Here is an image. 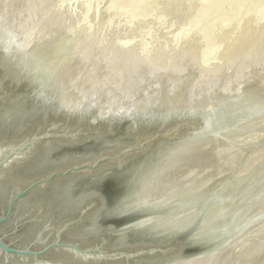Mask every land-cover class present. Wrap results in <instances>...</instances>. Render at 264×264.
<instances>
[{
  "label": "water",
  "instance_id": "1",
  "mask_svg": "<svg viewBox=\"0 0 264 264\" xmlns=\"http://www.w3.org/2000/svg\"><path fill=\"white\" fill-rule=\"evenodd\" d=\"M16 29L12 37L0 28L4 264L219 263L238 242L236 219L215 227L206 219L212 201L190 215L186 203L159 192L177 185L171 175L192 140L203 146L205 137L234 125L246 106L225 113L229 95L210 105L205 92L227 87L202 88L191 78L184 79L188 83L180 93L160 91L178 78L130 101L93 88L85 89L92 94L82 99V91L55 80L60 72L49 77L31 60L25 40L39 34ZM101 102L107 110L99 109ZM263 151L264 145L258 152ZM12 177L16 180L7 186ZM55 189L64 204L67 195L73 201L69 211L50 209L22 243L27 227L42 219L39 212L30 213V205L38 197L48 206ZM25 202L30 208L19 214ZM182 214L191 217L181 220Z\"/></svg>",
  "mask_w": 264,
  "mask_h": 264
},
{
  "label": "rangeland",
  "instance_id": "2",
  "mask_svg": "<svg viewBox=\"0 0 264 264\" xmlns=\"http://www.w3.org/2000/svg\"><path fill=\"white\" fill-rule=\"evenodd\" d=\"M239 2L241 10L228 16L229 21L235 20L225 26L222 23L211 35L216 49H212L206 62L202 55L205 42L201 27L184 25L189 19L183 16L185 13L177 19L157 11L152 17L157 16L160 23H139V26L131 24L132 19L126 18V22L119 19L118 10L108 9V0L98 4L91 0H0V15L12 20L8 22L16 33L17 26L24 33L39 34L38 40L30 38L25 42L37 41V46L43 44L50 49L59 44L70 52L68 57L74 58L81 69L80 73L78 67L75 69L78 75L70 82L76 91L106 90L116 101H130L178 78H191L202 88L227 87L207 91L205 95L238 92L250 82L264 84V0ZM245 10L252 14L245 16ZM141 30L146 34H140ZM56 56L54 63L65 61L60 53ZM175 83L168 87L182 85ZM258 125L244 140L264 145L260 139L264 135V122ZM231 148V152H222L221 156L231 154ZM250 154L246 170L255 157L264 158V151Z\"/></svg>",
  "mask_w": 264,
  "mask_h": 264
},
{
  "label": "bare ground",
  "instance_id": "3",
  "mask_svg": "<svg viewBox=\"0 0 264 264\" xmlns=\"http://www.w3.org/2000/svg\"><path fill=\"white\" fill-rule=\"evenodd\" d=\"M91 1L98 4L103 0ZM239 1L240 0H108V9L118 10L119 19L124 18L123 22L127 21L126 18L129 20L132 19L131 24L138 23V25L139 23H141L140 25L151 22L160 23L157 21L159 20L157 16L155 17L156 19L152 17L154 16V12L157 11H164L174 16V18L177 16V19L179 15L185 13L187 16H183L189 19H187V21L184 19L186 21L184 25L189 28L201 27L200 32L204 36L205 42L202 55L204 57L203 61L206 62L210 59V52L212 49H216V41L211 35L215 33L216 28L222 23L225 26L226 24H231V22L235 20L229 21L228 16L233 12L235 13L241 10L242 5ZM247 11L248 10L244 11L245 16L252 14ZM5 19L7 18L3 19L0 15V28L8 35L11 34L12 37L17 36L13 27H11L13 26L11 25L12 20H8L11 22L10 23ZM14 25L16 24L14 23ZM158 25L156 26L158 27ZM141 32L144 33L143 30L140 31V34ZM25 43V45L31 46L29 49L31 50L29 52L31 60L36 61L39 68L42 69L46 75L49 77L52 76L54 70L60 72L59 76L55 78L59 84L69 87L71 85V80L75 79L78 75L75 71L77 67L76 70H79L80 73L81 69H79L78 62L75 63V59L70 55L72 56L71 58L74 59V61H71L72 59L70 60L68 57L70 52H68V54V50L65 51L66 49H63L61 45H53L50 49L43 44L37 46V41L35 43H33V41L32 43L26 41ZM147 49H150V47ZM57 53H60V55L65 58V61H58L57 59L58 62L54 63V57H57ZM71 53L74 54L72 51ZM51 66L54 67V69H51ZM74 66L76 67L74 68ZM180 80L181 81H178V83L182 85L180 87L171 88L173 92L176 90L180 93L186 88L185 85L188 81L181 78ZM165 88L167 89L170 87L166 86ZM78 92L81 93V91ZM91 94L92 93L83 92L81 97L82 99H87L89 98L88 95ZM227 95H229L228 99H226L229 102V107L226 109L227 111L225 113H229L235 108L245 106L247 110L239 120L228 129L223 131L218 129L214 131L212 135L205 137L203 139V142H205L203 146H200L198 140H192L190 142L191 147L183 153L185 154L183 156L185 159L180 161L183 162V164L175 168V171L171 175V177L174 176L175 180L173 181L176 182L177 185L173 188H166L159 193L170 199H178L186 203L183 206L191 207V209L187 211L190 215L200 212L204 204L212 201L210 208H208L206 219L215 227H221L232 218L236 219V227L239 231L235 234L233 240H237V244L232 248L231 252H227L221 258L219 263L210 261L208 264H264V158L262 157V159H260L258 157L259 159H256L255 157L251 166H247L248 170L245 169L248 158L250 157L249 154L251 152L254 153L256 150H253L257 147L259 150V146L263 142L258 140L261 142L259 144L254 141L248 142L244 140L246 136L254 133L250 132L251 130L259 126L258 124L264 122V84L259 82L245 83L244 87L238 92H221L205 95V99L208 100L207 102L210 105H213L217 99L220 97H227ZM65 97H69V95ZM99 109L105 111L108 107L101 102ZM263 137L264 135L260 138L262 141L264 140ZM221 144H226L227 147L225 146V149L220 150V147H222ZM262 145L263 144H261V147ZM231 147H233V152L223 158L221 153H227V151L232 149ZM185 160L190 161L187 166H185ZM15 180L16 178H9L6 181L7 186L12 184ZM52 188H55L54 185L50 189ZM55 191L56 189L52 191V198L54 201L49 203L48 206L42 204V199L38 197L34 200L35 204L30 205L33 207L30 213L39 212L42 219L39 223H34L27 227L26 231H24L22 243L33 235L36 229L40 228L46 219H48L51 213L50 209L58 210V213H60L62 210L66 211L70 203L73 202L70 201L67 195V199L65 200L66 204H64L62 202L61 197L63 196L61 193H55ZM218 199L220 200L216 201ZM59 201H61L62 204ZM30 206L25 202L23 208L19 210L18 213H24L23 211L29 209ZM179 207L182 208V205H179ZM188 214H182L180 219L188 220V218L191 217ZM54 221L57 222V219L55 218ZM251 254H254L253 258L249 257ZM52 258L56 260L58 255L53 254ZM0 264H4L1 257Z\"/></svg>",
  "mask_w": 264,
  "mask_h": 264
}]
</instances>
